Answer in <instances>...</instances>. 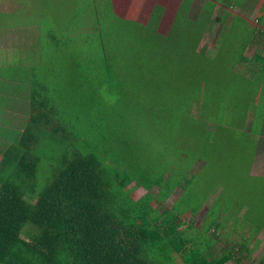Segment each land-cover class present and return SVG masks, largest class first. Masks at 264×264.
<instances>
[{
  "label": "trees",
  "instance_id": "16d2710c",
  "mask_svg": "<svg viewBox=\"0 0 264 264\" xmlns=\"http://www.w3.org/2000/svg\"><path fill=\"white\" fill-rule=\"evenodd\" d=\"M154 16H158L157 20L161 18L151 13L150 16H143L141 22L147 25ZM157 20L154 26L156 30ZM19 28L0 24V39L4 34L19 31ZM203 34V30L196 29L187 16L177 15L167 32L160 35L164 40L177 35L170 39L173 45H181L176 49L177 52L181 51L180 91L172 95L170 101L163 90L173 78L161 76L159 70L155 75L147 73L143 68L145 65L150 68V65H144L141 58L134 62L124 59L125 65L120 67L121 70L136 80L133 85H128L126 80H118L115 76L113 58H106V54L101 53L97 79L90 76L95 81L89 80V106L86 112V122L87 114L89 122L79 125L77 134H72L66 127L60 111L46 95L33 88L28 98L23 95L27 125L25 123L15 142L7 146L4 142L0 144L4 147L0 152V264H224L228 260L241 264L242 257L249 258L259 242L256 234L264 231L262 200H250L251 188L240 193L223 187L222 181H219L221 185L217 188L221 191L220 198L215 199L202 224L194 227L188 223L181 229V215L194 214L198 210L203 202L199 196L202 191H190L186 185L185 194L181 195L180 192L172 203L165 205L164 201L173 188L179 186L181 189V183L176 180L173 185H167L170 187L164 195L153 194V186L158 187V192L162 194L163 179L170 180L166 172L160 176L152 173L153 163L165 156L168 153L165 148L175 146L178 138L174 140L170 136L168 140L171 143L160 138L157 142L151 140L157 144L155 148H150V140L136 129L137 125L139 130L148 124L155 129V133L157 130L172 131L170 123L179 115L180 107L181 120L183 117L193 119L198 115L195 126H192L190 144L182 143L185 147L192 146L191 143L196 140L199 146L198 149L181 146V168H188L196 158L203 159L206 165L216 157L222 158L218 161L220 164L227 161L228 157L221 156L220 150L213 151L220 147V142H214L234 135L233 132H241L244 140L240 143L248 148L252 144V153L255 151L258 140L255 135L264 134V98L254 95L256 90L250 85L243 90L238 82L235 86L226 84L224 78L227 75L218 71L222 88L230 86V95L240 98L233 104L241 102L245 108L238 113L233 108L225 110L230 115V120L226 122L222 121L221 112L212 118L202 108L205 90L201 84L206 74L192 75L199 73L196 72L198 66L194 64V59L198 60L199 65L203 62L211 65L213 62L208 54L211 48L200 45ZM253 58L245 67L256 65L252 80L258 82L257 92L264 95V84L261 85L264 58L259 54H254ZM242 60L246 62L247 59L241 55L238 62ZM236 65L232 66L233 73L238 72ZM72 71L81 78L79 82L85 81L86 76L78 69ZM241 74L236 73L235 76L244 79ZM218 79L215 77L214 81ZM101 85L105 91L101 90ZM223 94L226 95L225 92ZM223 94L219 98L225 103ZM249 108L254 110L250 111ZM159 113L163 115L162 118H159ZM163 119L167 122L163 123ZM213 122H217L216 125L220 123L221 127L208 130V127L216 126ZM43 132L57 138L61 148L56 166L48 178L50 180L37 193L34 190L38 161L36 147ZM69 145H72L71 149ZM147 149L153 150L151 154ZM192 150H195V154ZM197 150L201 151V155H197ZM251 162L248 163L249 167ZM193 176L184 177L192 179ZM247 176L252 175L247 171ZM139 187L144 188L145 193L132 199L131 194ZM25 195H28L27 199ZM230 197L233 198L226 210L231 213L232 207L234 215H238L245 205L246 211L241 213L239 221L242 215L253 218L249 221V231H239V241L227 242L216 255L214 245L220 234L217 230L227 220L225 214L221 220L217 219L220 211L217 202L221 205L224 199ZM242 222H239L241 227L247 226V221ZM29 224L35 227V231L24 237L23 228ZM211 227L213 231L209 233ZM252 239L255 241L249 246ZM258 263L264 264V253Z\"/></svg>",
  "mask_w": 264,
  "mask_h": 264
},
{
  "label": "rangeland",
  "instance_id": "374dc122",
  "mask_svg": "<svg viewBox=\"0 0 264 264\" xmlns=\"http://www.w3.org/2000/svg\"><path fill=\"white\" fill-rule=\"evenodd\" d=\"M141 4L140 0H0V10H3L0 12V24L20 27L19 31L10 33L14 39L10 38L7 42L0 40V144L4 142L7 146L18 139L22 125L21 123L17 125L9 111L10 108H18L16 106H19L20 109L23 108V95H27L28 98L32 88L38 90L41 95H46L48 100L55 104L60 111L62 121H65L66 127L72 134L79 133L77 127L87 125L89 122L88 114L86 122L90 94L89 80L97 79L96 74L100 71L101 53H105L106 58H113L114 72L118 80H126L128 85H133L136 82L134 76L125 74L120 67L125 65L124 59L134 62L137 58H141L144 65H150V68L147 65L143 68L147 73L151 72L155 75L154 73L159 70L161 76L173 78L172 82L163 90L169 101L172 95L179 93L181 51L177 52L176 49L181 48V45H173L172 39H170L177 35L169 36L168 40L161 38V33L167 32L169 24L164 22L158 25L159 31L154 29L158 16H154L150 23L144 25L140 21L144 20V15H139ZM4 8H8V10ZM11 8H14L15 11L9 12ZM138 15L141 17L139 18ZM168 19L167 17L165 20ZM26 24L31 25L26 26ZM175 33L177 34V32ZM18 34L19 37H17ZM246 42L248 40L245 33H226L219 48H211V52L208 53L210 59L213 60L211 65L204 62L199 65L198 60L194 59V64L198 66L196 72L199 73L192 76H200L201 72L206 74L205 78H202L201 84L202 89L205 90L202 108H205L212 118L221 112L222 121L226 122L230 120V115L225 110L230 111L233 108L238 113L245 108L241 102L233 104L240 98L230 95L229 90H232L230 86L222 88L217 76L218 71H221L222 75H227V78H224L227 81L226 84L235 86L238 82L243 90L250 85L252 89L256 90L254 95L264 98V95L257 92L258 82L235 76L236 73H240L238 68L241 67L239 64L236 65V62L239 61L243 50H245L243 45ZM259 47H253L249 52L261 54L264 52V48L259 49ZM127 53L128 56H126ZM119 62H123V64H118ZM233 64L236 65L235 70H238L236 73L232 72ZM221 67L227 71L222 70ZM250 68L247 67L245 73L252 74L255 68ZM73 69H78L86 76L84 82H79L81 78L76 75L75 71H72ZM262 73L264 75V72ZM215 77L218 79L217 82L214 81ZM219 84L221 86H218ZM263 84L264 79L261 81L262 86ZM101 86V90L105 91V87ZM213 88H215L214 91H207ZM226 88L229 89L226 90ZM224 92L226 95L223 94ZM220 94L225 96V103L219 98ZM7 106L8 108L2 111ZM162 116L159 113V118ZM195 118H199V116L197 115ZM195 118L186 119L183 117L181 120L180 107L179 115L173 121L171 120L172 131L164 130L162 132L160 130L158 132L157 130L155 133V129L151 125L147 124L139 130L138 125L136 126L137 132L139 131L146 139L150 140V148H155L157 144L152 143L151 140L157 142L160 138L171 143L168 140L170 136H173L174 140L178 138L175 141L176 145L166 147L165 151L168 153L153 163L152 173L160 176L166 172L170 179L169 181L163 179L162 194L158 192V187L153 186L151 189L153 194L164 195L170 187L167 185H173L176 180L181 183V146L187 147V149L191 147V149H198L199 146L196 140L191 143L192 146L186 145L190 144L188 142L193 138L194 128L192 126H195ZM166 122L167 120L163 119V123ZM25 123L27 125V122ZM213 123L216 125L217 122ZM209 124L210 121L207 125ZM214 127L211 126L207 129L214 131L217 127H221V124ZM233 134L214 142H220V147L214 148L213 151L220 150L221 156L228 157L227 161L220 164L218 161L222 159L221 157H216L214 160L211 158V162H207V165L204 164L197 169V174L192 179L187 178L189 190L200 189L202 191L200 199L203 203L205 201L214 203L210 198L211 191L217 189L221 185L219 181H222L223 187L231 191L242 193V191L246 192L247 188H251L250 200H257V202L262 200L264 205V177L258 175L260 172L257 160H254L251 167L255 174L247 176V171L250 168L248 163L250 164L253 159V146L250 144L248 148L240 143L244 140L241 132H233ZM73 142L78 144V141L74 140ZM182 142L186 143V147ZM71 146L69 145V149ZM60 148V142H57V138H54L53 135L47 134V132L40 134L36 147L38 161L35 192H40L50 180L48 178L56 166ZM3 149L4 147L0 145V152ZM152 151L147 149L148 153ZM192 153L195 154V150H192ZM196 153L201 155L200 150H197ZM198 162V159H195L194 163L190 165L197 168L199 167ZM157 164L159 165L157 166ZM229 190L227 191L229 192ZM144 192L145 189L139 187L138 190L133 191L131 198L135 199ZM28 195H25V198ZM152 203L155 204L154 200ZM217 204L219 208L222 205L218 202ZM236 206L234 205V207ZM251 206L253 207L252 203ZM245 208L244 205L241 210L245 212ZM230 209L232 214L226 210L229 213L227 217L234 215V209L232 207ZM252 218L251 215H242L240 221H251ZM244 229L246 230V228ZM34 231L35 227L29 224L23 228L22 235L28 237ZM256 237L259 240L256 249L252 251L249 258L242 257L241 264H259L258 260L264 253V231H260ZM254 241L255 239H252L249 246ZM226 264H233V262L229 261Z\"/></svg>",
  "mask_w": 264,
  "mask_h": 264
},
{
  "label": "crops",
  "instance_id": "0c3cea01",
  "mask_svg": "<svg viewBox=\"0 0 264 264\" xmlns=\"http://www.w3.org/2000/svg\"><path fill=\"white\" fill-rule=\"evenodd\" d=\"M140 2L142 4L140 5L139 15L150 16L151 13L160 15L161 18L157 20L158 25L164 22H167L170 25L174 16L177 15L187 16L192 21V24L196 29L203 30L204 34L202 36V39L200 40V45H206L210 48H218V46L222 44L224 33H245L248 42L243 45V48L245 50H243L242 55L247 60L246 62L242 60V62H237V64L240 65L241 68L238 69L245 76V78L252 80L254 73H245V69L247 68L245 67V65L254 59L253 52H249L251 48L256 46H260L259 49L264 48V0H140ZM4 9L8 10V8ZM13 11H15L14 8H11L9 10V12ZM0 12H3V10H0ZM140 17L141 16H139V18ZM167 17L169 19L165 20L167 19ZM10 38L14 39L13 36L4 34L0 40L7 42V40ZM259 57L264 58V52H261V54L259 53ZM255 67L256 65L254 66V68ZM7 108L8 106L5 107L2 111L6 110ZM248 110L252 111L254 109L249 108ZM9 112H11L12 118L16 120L17 125H20L21 123L22 126L20 130L22 131L26 120L24 108H10ZM245 129L246 128H244L243 130ZM245 131L249 132L247 130ZM255 137H257L258 139L256 140L257 148L253 152V159L248 172L250 175L255 174L254 169L251 167L254 160H257L258 170L260 172L258 173V175H264V134L255 135ZM256 154L257 156L255 157ZM196 159H198L199 161V167L194 168L192 165H190L188 168L185 166L181 168V189L179 186H176L175 189L173 188V191L170 192V195L164 201L165 205H168L170 202L172 203L174 199H176L180 194V192L181 195L185 194L186 188L188 186V183L186 181L188 179H185L184 176H195L197 174V169L203 166L205 162L203 159ZM138 189L139 188L135 190ZM220 192L221 191L219 190V188H217L216 191H213L212 189L210 194L211 200L215 202V199H219ZM232 198L233 197L227 198V200L224 199L222 205L220 206V211L216 216L218 220H221L223 214H225V216L227 215L226 207H230L228 203L230 202V200H232ZM212 204L213 202L211 201H205V203L201 202V204H199L198 210L194 214L187 213L181 215V229H184L188 223H191L194 227L200 226L207 214V211L212 207ZM242 207H244V205ZM242 212L243 211L241 210L238 215H230V217H226L227 220L225 221L223 226H219L217 232L219 231L220 234L217 235V242L214 245L216 255L223 249L227 242L235 243V241L238 240L241 234L239 231H243L246 233L247 231H249V221L246 222L247 226L245 227H241L239 225V218ZM244 228H246V230ZM211 231H213V227L209 229V233ZM229 261L231 260L226 261L224 264Z\"/></svg>",
  "mask_w": 264,
  "mask_h": 264
}]
</instances>
